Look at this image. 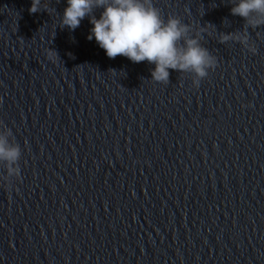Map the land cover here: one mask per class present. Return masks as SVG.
<instances>
[{"label": "clouds", "instance_id": "1", "mask_svg": "<svg viewBox=\"0 0 264 264\" xmlns=\"http://www.w3.org/2000/svg\"><path fill=\"white\" fill-rule=\"evenodd\" d=\"M230 4L231 14L243 18L244 27L230 33L221 32L219 43L238 42L255 54L257 49L250 43L248 28L264 26V0H230ZM42 7L48 11L49 6L42 4V0H32L29 11L34 14ZM99 8L103 11L97 18L94 13ZM86 17L93 26L88 40L94 38L110 59L123 56L133 63L154 64L151 80L155 82L167 85L169 70H176L190 74L193 86L198 88L209 70L217 66V58L201 43L204 27L193 34L192 26L179 17L165 19L153 0H67L60 27L74 31ZM10 137V129L0 130V162L6 167L4 179L9 186L11 178L18 179L21 174L18 163L21 147L10 141Z\"/></svg>", "mask_w": 264, "mask_h": 264}]
</instances>
